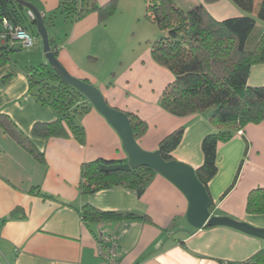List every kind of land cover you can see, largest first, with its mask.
<instances>
[{
	"label": "crops",
	"instance_id": "0c3cea01",
	"mask_svg": "<svg viewBox=\"0 0 264 264\" xmlns=\"http://www.w3.org/2000/svg\"><path fill=\"white\" fill-rule=\"evenodd\" d=\"M36 1L47 16L56 13L59 6V0ZM110 1L97 0L100 6ZM261 1L255 0L254 16ZM176 3L185 11L204 5L218 22L246 15L231 0ZM100 23L99 15L92 13L72 24L71 41ZM258 26L260 31L249 39L250 49L264 31L263 22ZM163 34L155 32L145 49L111 52L103 77L89 69L91 64L100 65L103 51L85 59L60 41L61 45L55 43L57 57L73 77L99 88L112 108L147 123L148 131L138 141L143 150L158 151L165 138L184 128L173 160L197 171L204 163L202 142L216 132L210 121L212 112L177 117L161 107L162 94L174 82L173 74L155 62L151 53V45ZM38 49L26 59V68L18 62L19 56L12 60L20 51L0 66V115L12 120L34 149L44 155L43 161L37 159L0 125V264H102L98 244L107 237L118 244L120 264H254V256L264 249V240L228 227L193 228L187 222L186 196L159 174L141 197L122 187L82 194V165L99 160L127 163L128 155L119 134L92 105L91 111L78 119L85 130V144L71 135L33 137L36 123L59 118L52 107L38 103L30 93L29 67L34 68L38 58L44 61ZM82 60L85 67L79 62ZM249 86L264 87V65L253 67ZM217 167V175L208 184L212 216L264 229V215L247 213L250 192L264 188V123L248 125L242 134L219 144ZM87 205L102 212L132 213L146 219L87 223L83 219Z\"/></svg>",
	"mask_w": 264,
	"mask_h": 264
},
{
	"label": "trees",
	"instance_id": "16d2710c",
	"mask_svg": "<svg viewBox=\"0 0 264 264\" xmlns=\"http://www.w3.org/2000/svg\"><path fill=\"white\" fill-rule=\"evenodd\" d=\"M40 6L36 0H24ZM119 0H111L100 6L97 0H59L56 13L66 21L78 23L92 13H97L105 22L114 13ZM219 0H206L214 3ZM246 15L218 22L211 17L204 5L190 11L180 8L176 0H145L146 17L164 36L151 45L155 62L168 69L174 76L161 96V107L177 117H187L211 111L210 121L216 132L207 135L202 142L204 163L196 171L199 181L207 188L218 173L217 151L221 143L231 141L251 124L264 123V87L249 86L253 67L264 65V31L260 32L253 49L249 39L260 31L258 22L264 23V0L255 13V0H231ZM29 10L16 0H0V20H7L13 27L27 30ZM56 13L45 17L47 28L54 26ZM36 26V20L30 22ZM6 32L0 30V36ZM52 50L58 56V46L52 39ZM21 51L0 39V66L8 62L10 55ZM30 93L35 100L52 107L59 118L51 123H36L33 137L64 138L70 135L80 144H85L86 134L79 124V117L93 108L89 100L78 90L64 83L47 64L30 68L28 73ZM133 134L139 141L148 131V125L133 114H128ZM0 125L37 159L44 155L37 152L31 142L7 116L0 115ZM185 130L181 128L159 145L162 158L173 161V153L181 145ZM114 163L95 161L82 165L80 190L84 195L96 194L115 187L134 192L141 197L155 177L153 169L140 167L130 172H104L103 166ZM213 207V206H212ZM211 207V209H212ZM247 213L264 215V188L250 192ZM85 222L113 220H145L132 213L102 212L90 205L83 209ZM254 264H264V249L253 258Z\"/></svg>",
	"mask_w": 264,
	"mask_h": 264
},
{
	"label": "water",
	"instance_id": "95a60500",
	"mask_svg": "<svg viewBox=\"0 0 264 264\" xmlns=\"http://www.w3.org/2000/svg\"><path fill=\"white\" fill-rule=\"evenodd\" d=\"M35 15L38 34L43 39L44 53L50 66L62 81L85 96L91 105L116 130L122 139L123 147L128 155L125 164L103 166L104 172H130L140 167L153 169L159 175L172 182L186 196L189 202L187 222L197 230L210 227H228L250 236L264 240V229L256 228L248 223L239 222L228 217H216L211 214L212 199L207 188L199 181L196 170L178 161H165L160 152H147L141 148L133 134V128L127 113L112 108L106 101L101 90L81 79L73 77L60 63L52 50L45 17L33 4L24 0H16ZM32 20V21H35Z\"/></svg>",
	"mask_w": 264,
	"mask_h": 264
},
{
	"label": "rangeland",
	"instance_id": "374dc122",
	"mask_svg": "<svg viewBox=\"0 0 264 264\" xmlns=\"http://www.w3.org/2000/svg\"><path fill=\"white\" fill-rule=\"evenodd\" d=\"M144 4V0H119L114 13L105 22H101V26L88 29L84 35L81 37L75 36L72 41L71 38L74 35L72 29L73 23L66 21L59 13H56L54 26L48 28L50 39L59 45H61L60 41H62L63 45H67L77 56L81 57L82 55L85 59L94 52L98 54L99 51H103L100 65L93 66L91 64L89 67L90 71L103 77V71L109 65L111 52L118 51L119 53L126 49H145L150 46L155 32L159 35L161 34L157 26L146 17ZM27 32L32 35L36 34V46L32 49H24L18 53H14L12 60L16 61L19 56L21 61L18 60V62L24 63V67L26 68V59L39 48L38 50L44 56V61L41 62L39 58L34 60L33 67L37 68L41 64H48L44 53L43 39L38 34L37 28L31 26L29 23L27 24ZM79 62L83 66L86 64L84 60ZM33 64L30 63L28 65Z\"/></svg>",
	"mask_w": 264,
	"mask_h": 264
},
{
	"label": "built area",
	"instance_id": "2783aa9c",
	"mask_svg": "<svg viewBox=\"0 0 264 264\" xmlns=\"http://www.w3.org/2000/svg\"><path fill=\"white\" fill-rule=\"evenodd\" d=\"M28 18L35 20V15L28 11ZM45 15L44 13H42ZM3 30L6 32L0 36L2 43L8 41L11 47H16L20 50L32 49L36 46L37 38L27 32L22 27H13L6 19L3 20ZM242 134V131L239 132ZM98 254L102 259V264H120V254L118 244L112 237L103 239L98 244Z\"/></svg>",
	"mask_w": 264,
	"mask_h": 264
}]
</instances>
